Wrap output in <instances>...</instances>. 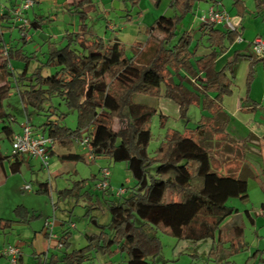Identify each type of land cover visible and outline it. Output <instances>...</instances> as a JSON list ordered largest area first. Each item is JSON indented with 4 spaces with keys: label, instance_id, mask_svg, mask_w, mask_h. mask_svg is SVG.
I'll list each match as a JSON object with an SVG mask.
<instances>
[{
    "label": "trees",
    "instance_id": "trees-1",
    "mask_svg": "<svg viewBox=\"0 0 264 264\" xmlns=\"http://www.w3.org/2000/svg\"><path fill=\"white\" fill-rule=\"evenodd\" d=\"M23 1L12 2L8 12L0 14V72L4 78L0 85V118L6 116L2 100L10 89H14L24 110L30 106L40 114L47 107L49 114L40 129L42 135L53 141L54 148L70 149L74 140L85 132L89 137L87 160L93 162L105 158L122 162L135 182L132 188L125 189V193L116 198L111 197L108 189H99L109 219L106 224H101L95 216L89 217L99 234H84L86 244L83 247L70 250L71 232L66 227L61 230L57 248L49 254L35 256L32 264H89L97 255L108 258L118 255L119 264H151L149 257H154L160 246L152 233L157 228L169 232L177 240H210L212 246L208 258L219 264H233L231 258L246 248L244 226L241 223H234L231 228L222 226L227 218L238 213L227 202L230 199L245 201L247 184L212 169L211 153L204 144L209 117L202 115L193 128L185 127L182 132L167 130L159 146L149 155L147 146L151 133L147 125L153 116L158 115L160 120L162 116L154 106L133 99L138 94L158 98L162 93L178 106L179 118L186 119L189 107L197 103L198 90L214 93L216 99L229 95L231 81L223 70L214 71L213 61L224 52L225 43L231 44L240 36L235 24L231 22L235 30L201 26V37L211 52L196 61L204 73V80L199 83L191 82L177 70L190 54V35L183 34L175 43L173 40L177 25L201 0H171L168 4L171 14L154 20L146 29L148 38L131 56L118 42H103L100 37L90 34L82 22L81 37L72 38L79 43L80 52L73 50L67 42L60 48H51L47 62L41 64L53 69L49 75L43 76L40 67L27 75L26 60L24 68L15 75L10 59H21L20 50L8 51L6 48L4 56L1 31L4 28L19 30L11 12ZM209 1L220 10L217 0ZM90 2L80 0L79 4ZM234 5L242 16V2L235 0ZM52 97L59 98L66 108L76 113L75 129L61 125L60 120L65 115L51 118L54 115L50 104ZM115 119L124 121V126L114 130ZM26 120L29 122L28 115ZM212 130L223 132L220 127ZM2 131L11 144L14 135L11 128L3 127ZM9 158L12 160L9 171L17 173L23 164V156L11 152L7 157L0 151V165ZM60 159L85 161L84 156L70 152ZM48 186L47 181L41 183L35 192L47 194ZM74 186L59 191L60 197L72 193ZM16 213V220L0 219V231L10 230L13 222L28 223L35 218L34 213H29L23 206H18ZM244 214H248L247 211ZM226 230L232 237L229 240L225 238Z\"/></svg>",
    "mask_w": 264,
    "mask_h": 264
},
{
    "label": "rangeland",
    "instance_id": "rangeland-1",
    "mask_svg": "<svg viewBox=\"0 0 264 264\" xmlns=\"http://www.w3.org/2000/svg\"><path fill=\"white\" fill-rule=\"evenodd\" d=\"M156 1L91 0L89 9L85 8V5H80L79 2L68 4L66 0H39L36 3L32 1V6L26 15L30 22L29 39L25 40L17 28H4L1 31L2 44L8 51L20 50L21 59L15 57L10 59L13 70L14 68L16 70H14L15 75L19 72L17 68H20V71L24 68V61L26 60L27 75H30L35 68L40 67L42 70L41 74L47 76L53 72V69L41 64L47 62L48 52L51 48H60L68 42L73 50L80 52L81 47L74 40L81 37L82 31L80 28L82 27V22L85 24V27H83L85 30L94 36L100 37L103 42L109 39L110 36H114V34H121L122 40L132 36L137 38L138 42L144 43L146 40L145 27L150 25L156 18L171 14L168 9L170 0H158L157 3ZM4 2L5 0H0V4ZM193 15L192 13L186 15L177 25L173 43L182 36L183 30L186 28L190 29V24L193 29L197 28L200 22L197 16ZM35 16H37V19L34 18ZM107 22L111 24L109 28L106 27ZM70 39L71 41L69 42ZM124 48L126 54L129 55L131 52L130 48L128 46H124ZM3 80V74L0 72V85ZM133 100L137 103L150 105L154 103L153 98L142 94L135 95ZM50 104L52 106L51 110L54 112L51 118L54 119L57 115H65L60 120L61 125L72 130L75 129L76 113L66 108L57 97H52ZM2 105L6 116L0 118V151L3 156L10 157L11 144L4 136L2 128L10 127L13 132H18L20 126L26 122L28 115L31 127L35 130H40V125L46 121V116L49 112L46 110V106L44 107L45 110L41 111L40 114H37L30 106L24 110V105L14 89H10L9 94L2 100ZM199 116L200 110L196 106H191L187 112L186 119L182 120L171 118L163 121L160 120L158 115L153 116L147 125L151 133L147 153L149 155L153 154L163 140L167 130L182 132L184 126L193 128ZM10 117L11 121H9ZM124 124V121L115 119L114 129L117 130L123 127ZM84 134L85 132H83V136ZM71 150L84 156L85 161L64 162L61 164L62 170L56 173L51 172V176L46 169L40 168L38 159L26 155L23 158L26 163H31V168L24 163L18 173L9 174L4 181L0 173V218L16 220V209L18 206L25 207L29 213L33 212L35 215V218L28 223L13 222L12 227L14 230L12 233L0 231V252L8 245L17 246L16 243L19 240L30 239L32 235L36 234V231L41 229L46 221L59 223L61 220L73 224V227H70V250L79 249L86 244L84 234L87 226L92 225L89 222V217L95 216L98 218V222H102L106 218L109 219L108 214L103 209L102 190L96 187L97 182L101 180L100 170L108 168V182L110 188L115 191L120 186L125 189L134 186L135 182L126 170L124 163L112 162L105 158H97L90 162L87 160V149L77 146L75 143H73ZM9 159L4 162L7 164ZM52 159L57 161L55 157ZM6 167L9 171L8 164ZM46 181L49 185L47 194L36 193L35 191L38 189L39 184ZM25 185H30L31 191L22 190ZM73 186L72 193L65 197H60L59 191L70 189ZM109 193L112 192L109 190ZM111 197L116 198L113 193ZM90 204L94 208L91 209ZM227 205L234 207L239 213L238 216L234 215L227 218L222 227L231 228L234 223L242 221L245 224L244 242L246 247L248 248L249 245L253 244H255L253 246H256L257 244L260 249L264 248V217L256 218V224L252 226L244 214L248 207L246 203H242L238 199H230ZM87 213L89 214L88 216H86ZM53 227L56 232H59V225L55 224ZM41 230L42 233L47 232L46 227ZM152 233L157 237L160 246L158 253L154 257H149L151 264H219L210 260L207 256L212 246L210 240L199 242L177 240L169 232L161 228L153 229ZM49 241H52V239ZM46 247L47 242L44 245V248ZM254 250V247L245 248L234 255L231 261L233 264H245L249 253ZM20 251L21 255L18 259V264H32L35 262L30 256L31 250L28 247L20 248ZM117 260H112L107 262V264H119ZM0 264L10 263L0 255ZM89 264L102 263L98 257H95L94 261Z\"/></svg>",
    "mask_w": 264,
    "mask_h": 264
},
{
    "label": "crops",
    "instance_id": "crops-1",
    "mask_svg": "<svg viewBox=\"0 0 264 264\" xmlns=\"http://www.w3.org/2000/svg\"><path fill=\"white\" fill-rule=\"evenodd\" d=\"M15 1L16 0H8L1 3L0 14L5 11L8 12L7 8H10L12 2L14 4ZM79 1L80 0H66V3L72 4ZM217 1V7L228 14L229 18L232 19L231 22H233L236 29L240 31L241 41H234L231 44L225 43L226 48L224 52L213 61L214 71L218 72L223 70L230 79L231 93L216 99L214 93L203 92L200 89L197 91V103L191 106H196L200 110L199 119L202 115L209 117L205 127L204 144L211 153L212 169L226 177L241 179L246 182L248 196L245 201L241 202L246 203L248 206L245 210L248 213L245 214L247 221L252 226H255L256 218L264 217V206H261L264 204V57H253L250 42L255 37L264 39V0H240L243 5L242 16L238 13L240 9H237L234 5L235 0ZM157 2L158 0L156 3ZM211 5L212 2L209 0L198 1L193 5L191 13L192 15L195 14L193 16H200L204 14ZM90 7V3L85 5L87 9ZM34 18L37 19V16ZM153 22H151V24ZM110 25V22L106 23V27L109 28ZM150 25L146 26L144 29L146 39L148 38L146 29ZM201 26L202 24L200 22L197 28L193 29V26L190 24V29L186 28L183 30L182 36L183 34H188L191 37V44L189 47L190 54L186 57L183 66L177 69L191 82L196 83L204 80L203 70L197 67L196 61L201 58H206L211 52V50L207 48L208 43L205 42L204 37H201ZM214 27L220 30L225 29L221 24H216ZM121 38V34H114V36H110V38L104 42L116 41L123 47L128 46L131 50L128 56H131L133 51L143 44L132 36H128L124 40ZM203 43L204 45H202ZM17 69L20 71V68ZM153 99L154 103L151 106L157 109L158 113L162 116L161 120L164 121L171 118L180 119L178 106L165 98L162 93L158 98ZM185 127L186 126H184V128ZM219 127L223 132H213L212 128ZM33 130L36 133L42 134L41 129L35 130L33 128ZM19 132L20 130L18 132H13V134ZM68 152L77 154L76 152H72L71 148H54L53 153L50 154L49 157L48 174L50 176L52 173L62 170L61 164L67 161H61L60 157L66 155ZM54 157L57 161L52 159ZM11 161L10 159L7 164L9 165ZM24 163H26L25 159L23 161V164ZM7 164L3 162L0 165V173L3 181L8 178L9 174H15L7 170ZM26 164L29 168L32 167L31 163ZM39 166L42 168L40 163ZM22 190L24 189L22 188ZM105 213L107 214L106 211ZM238 213L236 216H238ZM96 219L98 220V218ZM107 220L106 218L99 223L106 224ZM63 223L65 225H63ZM240 223L245 226L242 221ZM55 224L59 225V232H56L53 227L52 234L54 237H49L48 233H42L41 229L44 227V225H42L41 229L36 231V234L32 235L30 239L19 240L16 243L17 246L19 248L28 247L31 250L30 256L33 260L34 257L39 254H49L52 249L57 248L56 246L61 235V230L66 227L70 228L72 223L61 220L59 223L54 222L53 226H55ZM13 230L14 228L11 226V229L7 232L12 233ZM85 234L98 235L99 229L93 225H88ZM225 238L226 240L232 238L229 230H226ZM50 239H52V241H49ZM46 242L47 247L44 248ZM253 245L249 246L254 247L255 250L249 253L248 260L245 264H264V248L260 249L257 244L256 246ZM249 246L248 248L246 247V249H250ZM254 253H256L255 256H253ZM97 257L102 264H107V262L116 259L120 262V256L118 255L113 258L100 255H97ZM106 259H108L107 262H105Z\"/></svg>",
    "mask_w": 264,
    "mask_h": 264
},
{
    "label": "built area",
    "instance_id": "built-area-1",
    "mask_svg": "<svg viewBox=\"0 0 264 264\" xmlns=\"http://www.w3.org/2000/svg\"><path fill=\"white\" fill-rule=\"evenodd\" d=\"M31 6L32 1L25 0L11 12L15 23L18 24L21 36L25 38V40L29 39L28 33L30 26V22L27 18H25V12L28 11ZM197 18L202 25L221 24L225 29L235 30L228 14L224 11L217 10L213 4L207 9L204 14L197 16ZM235 41H241L240 36H238ZM250 46L252 49L253 57H264V39H262L261 37H255L250 42ZM3 55L6 56V48H4ZM8 66L11 67L10 64H8ZM74 143L77 146L86 148L88 150L89 137L86 135V133L83 136L82 133L80 138L74 140ZM53 149V141L45 135L36 133L27 120L22 126H20V132L14 134L11 139L12 154H17L20 156L26 155L38 159L41 167L43 169H46L47 172L49 169L50 151ZM88 158L90 159L91 157L88 156ZM100 175L101 180H99L96 184V187L98 189H108L115 195V197H120L125 193V188L123 186L118 187L116 191L110 188L108 182V168H102L100 170ZM23 189L25 191H31L30 185H25ZM70 226L73 227V224H71ZM44 227H46V233H48V236L54 237V235L52 234L53 221H46ZM0 255L6 258L10 264H18V259L21 255V251L20 248L16 245H8L1 250Z\"/></svg>",
    "mask_w": 264,
    "mask_h": 264
}]
</instances>
